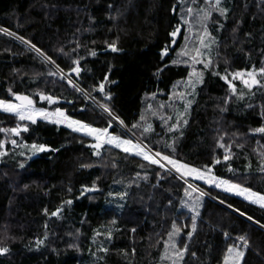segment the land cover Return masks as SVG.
Segmentation results:
<instances>
[{"label": "trees", "instance_id": "trees-1", "mask_svg": "<svg viewBox=\"0 0 264 264\" xmlns=\"http://www.w3.org/2000/svg\"><path fill=\"white\" fill-rule=\"evenodd\" d=\"M214 3L0 0V100L132 139L126 127L209 177L0 111V128L27 127L0 132V264H264V208L215 183L264 195V0ZM242 70L261 86L222 79Z\"/></svg>", "mask_w": 264, "mask_h": 264}, {"label": "snow or ice", "instance_id": "snow-or-ice-1", "mask_svg": "<svg viewBox=\"0 0 264 264\" xmlns=\"http://www.w3.org/2000/svg\"><path fill=\"white\" fill-rule=\"evenodd\" d=\"M206 2H210V0H206ZM220 3V0H215V3L212 4V7H218ZM190 13L192 12V9H189L188 10ZM221 11V14L224 13V10L223 9H220ZM207 16H208V13L205 12V15H204V18L207 19ZM11 34V33H9ZM173 36L176 35V33H172ZM203 43V40L201 41ZM24 43H28V41H24ZM109 47L111 48V50L113 52L117 51L118 49L116 48L115 44H112V45H109ZM37 52H39L40 50L39 49H36ZM167 50H165V53H166ZM197 52H199V50L197 49ZM93 55H95V53H93ZM180 55H185V53H180ZM193 61L196 62V59L195 57L193 58ZM178 62V61H177ZM208 65L206 64L205 67H207ZM74 72H79V68H75L73 69ZM260 73L261 74H264V68L260 69ZM54 73H50V75H52ZM193 75H196L195 73H193ZM244 73H235L233 74V79H236L238 77H241L243 76ZM249 77H251L253 79V82H257L255 81V74L254 73H248L247 74ZM222 79H226L225 77H222ZM71 82V81H70ZM244 83L247 85L248 84V81L245 80ZM229 87L232 88L233 86L231 85V83H229ZM103 88H104V85L101 84L100 85V90L103 91ZM233 91H235V89L233 88ZM15 99L16 100H19V101H22L21 104H13V103H10V102H5L3 100H0V110L2 111H5V112H11L13 113L14 115H16L20 120H30L31 123H36V119L34 118V116L36 115H41V116H45L47 117L49 114L47 113H44L42 110L41 111H37L35 110L33 107H32V100L27 97V96H15ZM42 99H48L49 101H51V97H42ZM105 111H109L106 107L104 109ZM53 116H59V117H63L65 120H67L68 118L64 116V113L63 112H60L59 110H57L56 113H53L51 114ZM111 115V113H110ZM51 122H54V123H59L60 121L59 120H53ZM69 126H72V125H78L77 127H74L73 128V131H81L82 129L83 130H86V132L88 134H93L95 133V139H97L98 141L101 139L102 136H106V130H101V129H95V128H91L90 126H87V125H83V124H80V122H77V121H69ZM133 127H136V125H133ZM27 131V127H24L23 129L20 128V126L18 125L17 128H13V129H3V128H0V132H11L13 135H17L19 133V131ZM145 131H147V129H145ZM257 131L259 132H264V128H261V129H258ZM105 143H110V144H114L116 147H120L121 145H132L133 148L137 149V151L134 153V154H137V155H140L143 153V148H141L139 145H134L132 144L131 141L129 140H120L119 138L117 137H112V136H107V139L104 141ZM13 144H15L16 142L15 141H12ZM3 147V144L0 143V148ZM93 147H97V145H93ZM146 147V146H145ZM33 149L37 150V151H46L48 149H46L44 146H39L37 148L36 145H33L32 146ZM125 152H128L129 149L128 148H124L123 149ZM157 156L160 157L161 160H164V161H167L168 163L176 166L177 165V162L174 161V160H171L169 157L167 156H162L160 153H156ZM228 157H225V159H227ZM144 159L146 160H149V162L151 163H157L156 160L154 159H151L150 156L148 154H144ZM219 162V161H217ZM161 167H164V165H160ZM181 167H187V166H184V165H180L176 168L177 171H180V168ZM190 171L192 172H197L198 173V176H203L205 175V173H202V172H199V170H196V169H190ZM208 172H211V169L209 168L207 170ZM228 185L229 182L228 181H219L217 183V187H219L220 185ZM230 188L231 189H235L237 190V194H246L245 195V198L248 199V198H252L250 202L252 203H256V204H259L260 207L264 208V195H260L258 193H255V192H252L251 190L249 189H245V188H241L239 185H236V184H231L230 185ZM195 191V189H193ZM225 190H229V189H225ZM68 203H71V201H68ZM57 213H53V215H56ZM174 231H178V229H174ZM240 239L242 241H244V237H240ZM42 243V242H41ZM244 244L245 246H247V241H244ZM8 251L7 248H0V254H4ZM229 254H231L233 252V249H229L228 250ZM180 256H182V254H178ZM237 255H240L242 256L243 253H237ZM225 264H227V257L225 259Z\"/></svg>", "mask_w": 264, "mask_h": 264}, {"label": "rangeland", "instance_id": "rangeland-1", "mask_svg": "<svg viewBox=\"0 0 264 264\" xmlns=\"http://www.w3.org/2000/svg\"><path fill=\"white\" fill-rule=\"evenodd\" d=\"M239 73H244V75L243 76H241V77H238V78H236L235 80H237L244 88H246V89H253V88H257V87H259V86H261V82H260V79H259V76H258V73L256 72V71H245V70H242V71H238ZM238 72H235V73H238ZM254 73L255 74V81H257V82H253V79L251 78V77H249L247 74L248 73ZM193 73H195L196 75H193ZM234 73V74H235ZM226 79L225 80H227L228 82H230L231 80H234L233 79V74H231V75H229L228 77H225ZM199 80H200V75L198 74V73H196V72H192L191 74H190V77L187 79V81H186V84H185V86L187 87V88H189V90L188 91H191L192 90V87H194V86H196V84L199 82ZM245 80H247L248 81V84L246 85L245 83H244V81ZM232 88H234L235 89V87H232ZM3 101H5V100H3ZM5 102H10V103H13V104H18L17 102H13V101H5ZM33 107V106H32ZM35 110H37V111H43L44 113H47V114H49L47 117H45V116H41V115H36V116H34V118L36 119V118H38V117H40V118H43V119H46V120H51V121H53V120H59L60 122L59 123H56V124H62V125H66V126H68L69 128H71V129H73L74 127H77L78 125H72V126H69V121H77V122H80V121H78V120H71V119H67V120H65L63 117H59V116H53V115H51V114H53L52 112H45L43 109H39V108H35V107H33ZM0 111H2V110H0ZM60 112H62V111H60ZM11 113V112H10ZM115 121H117V120H115ZM80 124H83V125H86L85 123H83V122H80ZM118 124L121 126V124L118 122ZM88 126V125H87ZM91 127V126H90ZM91 128H93V127H91ZM76 132H79V133H82V134H85V135H88V136H90L94 141V144H96V143H105L104 141L107 139V136H112V137H116V136H114L112 133H109V132H107L106 131V136H102L101 137V139L98 141L97 139H95V133H93V134H88L87 132H86V130H81V131H76ZM117 138H119L120 140H129V141H131L132 142V144H134V145H139L141 148H143V153L142 154H140L139 156H141L142 158H144V154H148L149 156H150V158L151 159H154V160H156L158 163H162V164H164L166 167H169L166 163H164L156 154H154L153 152H151V150H149L147 147H145V145L143 144V143H141L140 141H138V140H136V139H134V138H132V139H130V138H124V137H117ZM105 144H108V145H111V146H114V147H116L114 144H110V143H105ZM117 148H119V149H121V150H123L124 148H128L129 149V151L128 152H130V153H132V154H134L136 151H137V149H135V148H133L132 147V145H121L120 147H117ZM30 149L31 150H35V149H33L32 147H30ZM124 151V150H123ZM135 155H137V154H135ZM149 161V160H148ZM178 166H180V165H176V166H174L173 165V167L175 168V170H174V168H172V167H169L171 170H173L174 172H180V174H183V176H185V175H188V176H191L193 179H195V180H200V181H209V177H208V175H203V176H198V173L197 172H192V171H190V168H187V167H181L180 168V171H176V168L178 167ZM223 179H217L216 180V185H217V183L219 182V181H222ZM223 181H227V180H223ZM229 182V181H228ZM231 184H234V183H231V182H229V184L228 185H220L218 188H220V189H222V190H224V191H226V192H228V193H230V194H234V195H237V196H239V197H241V198H243V199H245V200H247V201H251V199L252 198H248V199H246L245 198V195L246 194H237V190H235V189H231L230 188V185ZM241 187V186H240ZM229 189V190H225V189ZM241 188H244V187H241ZM245 189H247V188H245ZM252 192H254V191H252ZM255 193H257V192H255ZM259 194V193H258ZM261 195V194H260ZM254 204H256V203H254ZM257 205H259V204H257Z\"/></svg>", "mask_w": 264, "mask_h": 264}, {"label": "water", "instance_id": "water-1", "mask_svg": "<svg viewBox=\"0 0 264 264\" xmlns=\"http://www.w3.org/2000/svg\"><path fill=\"white\" fill-rule=\"evenodd\" d=\"M174 33H176V35L175 36H173L172 35V38H173V41H172V48H174L175 47V45H176V43H177V41H178V39H179V37H180V34H181V28L180 27H177L176 28V30L174 31ZM112 50L111 49H106V50H103L101 53H107V52H111ZM170 52L169 51H167L165 54H169ZM15 96H19V95H15ZM15 96H14V100L15 101H17L18 103H22V101H19V100H16L15 99ZM41 100H43L42 98H41ZM52 100H54V99H51V101H49V103L50 102H52ZM123 129L132 137V138H134V139H136V140H138V141H140L138 138H136L135 136H134V134H132L126 127H123ZM141 142V141H140ZM142 143V142H141ZM94 145H97V147H95V148H97L98 150H100L104 145H105V143H96V144H94Z\"/></svg>", "mask_w": 264, "mask_h": 264}, {"label": "built area", "instance_id": "built-area-1", "mask_svg": "<svg viewBox=\"0 0 264 264\" xmlns=\"http://www.w3.org/2000/svg\"><path fill=\"white\" fill-rule=\"evenodd\" d=\"M110 115V114H109ZM114 120H116L117 118H116V115L114 114V113H111V115H110Z\"/></svg>", "mask_w": 264, "mask_h": 264}]
</instances>
